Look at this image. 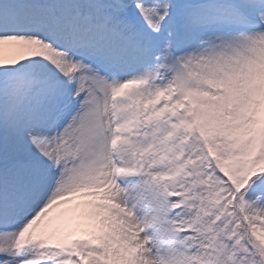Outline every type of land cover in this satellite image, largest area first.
Listing matches in <instances>:
<instances>
[{"label":"snow or ice","instance_id":"6c2138e0","mask_svg":"<svg viewBox=\"0 0 264 264\" xmlns=\"http://www.w3.org/2000/svg\"><path fill=\"white\" fill-rule=\"evenodd\" d=\"M0 264H264V0H0Z\"/></svg>","mask_w":264,"mask_h":264}]
</instances>
